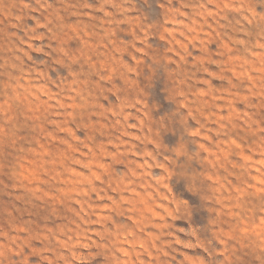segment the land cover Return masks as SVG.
I'll use <instances>...</instances> for the list:
<instances>
[{
	"label": "rangeland",
	"instance_id": "obj_1",
	"mask_svg": "<svg viewBox=\"0 0 264 264\" xmlns=\"http://www.w3.org/2000/svg\"><path fill=\"white\" fill-rule=\"evenodd\" d=\"M0 264H264V0H0Z\"/></svg>",
	"mask_w": 264,
	"mask_h": 264
}]
</instances>
